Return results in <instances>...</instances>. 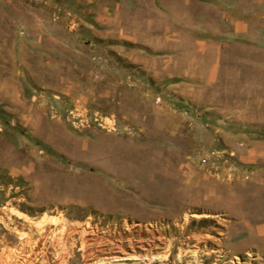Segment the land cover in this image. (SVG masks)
<instances>
[{
	"label": "rangeland",
	"instance_id": "obj_1",
	"mask_svg": "<svg viewBox=\"0 0 264 264\" xmlns=\"http://www.w3.org/2000/svg\"><path fill=\"white\" fill-rule=\"evenodd\" d=\"M0 264H264V0H0Z\"/></svg>",
	"mask_w": 264,
	"mask_h": 264
},
{
	"label": "crops",
	"instance_id": "obj_2",
	"mask_svg": "<svg viewBox=\"0 0 264 264\" xmlns=\"http://www.w3.org/2000/svg\"><path fill=\"white\" fill-rule=\"evenodd\" d=\"M242 17H243V16H242ZM242 17H241V18H242ZM212 78H213V75H211V74H210V75H207L205 81L208 82V81L212 80Z\"/></svg>",
	"mask_w": 264,
	"mask_h": 264
},
{
	"label": "built area",
	"instance_id": "obj_3",
	"mask_svg": "<svg viewBox=\"0 0 264 264\" xmlns=\"http://www.w3.org/2000/svg\"><path fill=\"white\" fill-rule=\"evenodd\" d=\"M110 125H108V127H109Z\"/></svg>",
	"mask_w": 264,
	"mask_h": 264
}]
</instances>
